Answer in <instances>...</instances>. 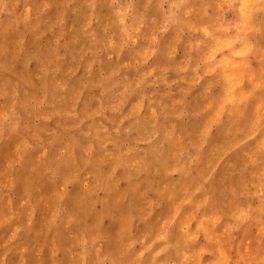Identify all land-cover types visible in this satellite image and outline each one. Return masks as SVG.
Masks as SVG:
<instances>
[{"label":"rangeland","instance_id":"1","mask_svg":"<svg viewBox=\"0 0 264 264\" xmlns=\"http://www.w3.org/2000/svg\"><path fill=\"white\" fill-rule=\"evenodd\" d=\"M251 11L0 2V105L27 107L34 132L0 142V264L256 261L264 31H248Z\"/></svg>","mask_w":264,"mask_h":264},{"label":"clouds","instance_id":"2","mask_svg":"<svg viewBox=\"0 0 264 264\" xmlns=\"http://www.w3.org/2000/svg\"><path fill=\"white\" fill-rule=\"evenodd\" d=\"M239 3L250 6L252 9L248 18V31L256 33L264 31V24L260 23L261 18H264V0H239ZM29 111L15 98L10 104L0 105V142L7 141L9 148H14L16 145L27 143L33 139L34 132L29 119ZM236 221L234 227L239 228L244 223V218L236 217ZM252 247L255 250L256 246ZM249 264H264V246H260L256 261H249Z\"/></svg>","mask_w":264,"mask_h":264}]
</instances>
